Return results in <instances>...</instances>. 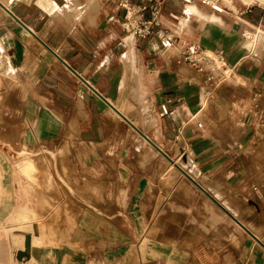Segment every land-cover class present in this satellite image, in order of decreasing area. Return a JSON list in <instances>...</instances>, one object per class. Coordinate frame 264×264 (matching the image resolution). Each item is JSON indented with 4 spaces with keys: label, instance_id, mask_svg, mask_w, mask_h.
Segmentation results:
<instances>
[{
    "label": "crops",
    "instance_id": "obj_1",
    "mask_svg": "<svg viewBox=\"0 0 264 264\" xmlns=\"http://www.w3.org/2000/svg\"><path fill=\"white\" fill-rule=\"evenodd\" d=\"M231 1L238 14H217L197 0H166L159 17L161 26L155 29L164 33V43L168 44L164 47L156 34L142 39L127 36L121 28L122 13L107 0H102L98 8L97 0H0V141L10 145L8 150L7 145L0 144V155H14L20 152L14 150L20 146L62 144L72 137L89 153L98 147L114 146L116 160L121 162L128 140L134 141V153L144 149L148 142L124 134V121L118 112L136 128L149 122L154 144L166 145L181 139L188 153L187 162L190 161L196 176L183 171L217 202L220 200L233 217L240 218L235 212L243 215L249 208L237 206L240 201L228 199L216 183L223 176L228 188L234 187L238 177L244 181L257 178L258 184H264V157L258 159L257 153L252 169L243 167L236 173L229 170L233 165L229 154L234 139L244 158L251 151L247 120H238L235 129L233 114L228 128L216 130L213 126L219 115L210 111L204 119L206 123H199L200 129L194 127L190 121L203 110L202 91L210 96L206 85H201L204 75L176 61L181 54L177 47L180 41L196 44L223 56L233 68L230 79L243 94L264 90V38L262 41L260 35L250 50L242 37L246 25L257 26L263 13L256 7L245 12L241 0ZM164 105L168 113L162 116ZM259 123H255L256 137L261 136L263 127ZM139 143L143 146L137 149ZM158 155L155 148H149L143 168L148 169ZM0 161V185L4 189L0 195V224L4 226L17 199L12 194L15 184L9 163L2 158ZM120 164L130 172L127 162ZM159 170V180L168 183L170 168L161 162ZM107 185L113 187L109 203L125 206L132 219L137 243L113 238L111 231L104 241L92 242L84 215L78 233L67 242L28 246L29 260L19 262L14 258L15 252H24V248L14 250L1 242L0 264H186L185 255L178 250L182 232L188 229L190 235L203 236L211 233L214 214L208 211L210 216L205 215L199 208L197 191L184 181L175 190L183 191L187 203L171 200L162 205L153 225L148 204L156 197L149 176L141 173L131 183L121 176ZM238 198L242 199L240 194ZM242 217L239 221L245 223ZM261 221L264 227V218ZM166 225L176 228L175 235L173 229L169 231L175 237L170 241L174 249L163 241V232L168 231ZM156 235L162 240H155ZM118 244L127 248L107 252ZM91 247L96 256L104 250L101 259L90 258L87 248ZM253 252L245 264H264L261 252ZM243 260L226 257L224 264H244Z\"/></svg>",
    "mask_w": 264,
    "mask_h": 264
},
{
    "label": "rangeland",
    "instance_id": "obj_2",
    "mask_svg": "<svg viewBox=\"0 0 264 264\" xmlns=\"http://www.w3.org/2000/svg\"><path fill=\"white\" fill-rule=\"evenodd\" d=\"M101 1L97 0V8ZM249 33L255 34V31H249ZM245 41L248 46L250 40ZM256 54L261 56L258 52ZM176 61L193 70L179 59L176 58ZM193 71L195 72V70ZM201 85H206L205 87L210 91L211 96H206L205 90L202 91L203 110L198 116L191 118V124L196 128L199 123L204 125L206 123L204 119L209 117L210 111L214 116L219 115L216 118L217 124L213 126L216 130L228 128L232 124L231 117L233 114L235 115L233 122L235 129L239 126V121L246 118V125L251 135L249 143L251 154L248 153L247 157L244 158L243 154L237 151L238 146L234 139L233 151L229 154L233 165L229 170L236 173L243 167L252 169L256 162L257 153L260 154L258 159L264 157V90L248 92L247 95L243 94L235 87L233 79H228L219 86L212 88L213 86L210 87L211 85L206 83L205 77H202ZM255 94L257 96L254 99ZM205 96L208 97V100H205ZM218 103L220 105L216 106ZM123 119L125 120L123 122L124 134L128 133V135L135 136L140 141L143 135L149 138V140L146 139L148 142L146 147L141 151H135V153L134 141L128 140L129 142L124 144L121 162H127L130 172L126 171L121 166V162L116 160L114 154L116 148L114 146L112 148L110 146L107 148L105 146L98 147L93 149V153H89L78 140L72 137L66 140V143L37 144L31 147L20 146L19 149H14L20 151L14 155H0V159H5L9 163L8 170L12 173L15 184L11 188L12 194L17 199L10 219L4 226L0 224V243L2 242L3 246H11L14 250L25 249L24 252H15V259H17V255L22 256V260L27 259L26 256H29L28 245L37 247L57 246L67 242L73 238V234L78 233V228L84 221V215H86L88 225H90L92 242L104 241L106 233L111 231L113 238L123 237L125 240L128 239L130 244L137 243V236L133 231V221L128 217L125 206L121 208L115 203H109L113 195V187L107 184H112L113 180L115 182L121 176L131 183L141 173L149 176L156 197L153 203L148 204L149 220L152 225L155 223L159 208L162 205L164 206L171 200L181 204L187 203L183 191L175 190L180 181H184L197 191V195L200 197L199 208L205 212V215L208 216L209 211L211 215L214 214L213 216H215L211 233L203 236L202 234L190 235L188 229L182 232L181 237L183 239L180 241L178 250L185 255L186 264H224L226 257L237 260L244 259L243 263L245 264L252 257L253 251L261 252L264 257V227L261 221L264 218V184H258L257 178L244 181L238 177L234 187L228 188L223 183V176L220 177V181L216 184L220 185L225 196L230 200L240 201L237 206L249 208L243 215L242 212L236 211L235 213L240 218H233L229 212L220 206L219 201L217 202L207 191L201 189L195 181L184 176V173L178 168V165L184 167L185 170L189 168L182 162L186 160L188 153L184 150L181 139L172 140L166 145L163 142L154 144L151 139L153 131L148 128L144 129L146 131L144 132L143 128H134L132 122ZM256 121H259V125L263 126L260 129V137L255 136ZM220 141L223 142L224 140L220 139ZM0 144L7 145L9 150V144H5L3 141H0ZM141 144L139 143L136 148L143 146ZM152 147L158 148L156 149L159 151L158 158L151 162L152 165L148 169H144L143 160L147 156L148 149ZM161 162L170 168V175L167 176L169 178L168 183L159 180V172L163 170V168L159 170ZM2 174V170H0V182ZM163 178L166 176L163 175ZM262 181L264 182V180ZM3 193L4 189L0 185V195ZM239 194L242 199L238 198ZM223 200L226 201V199ZM241 216H243L242 221L245 223L240 222ZM165 223L169 222L165 220ZM166 228L168 231L160 230V234L162 235L163 232V241L172 246L170 241L175 239L173 232L175 235L176 228L167 225ZM143 229L144 227L141 228V230ZM170 230L173 231L172 236L169 235ZM98 231L101 235L98 234ZM154 239L162 240L158 235ZM85 244L84 246H89L87 243ZM75 246L82 245L75 244ZM126 248L127 246L118 244V247L111 246L108 248L107 252L112 253L115 250ZM133 248L136 247L133 246ZM172 248L175 247L172 246ZM87 250L90 251L87 253L89 252L91 259L100 258L105 253L104 250H101L96 256V254L93 255L95 251L92 247L87 248Z\"/></svg>",
    "mask_w": 264,
    "mask_h": 264
},
{
    "label": "built area",
    "instance_id": "obj_3",
    "mask_svg": "<svg viewBox=\"0 0 264 264\" xmlns=\"http://www.w3.org/2000/svg\"><path fill=\"white\" fill-rule=\"evenodd\" d=\"M166 0H109V3L115 8L117 12L122 13L121 28L127 34L133 35L135 38H148L153 37L155 34L158 39L163 40L164 33L161 30H157L160 24L161 7ZM201 5L209 8L211 11L218 14H238L237 10H231L226 7V3L231 0H197ZM244 5V11L256 7L259 8L263 17L261 22L257 26H253V29L258 31H264V0H253L249 4ZM249 25H246L244 30L248 29ZM244 30L242 37L245 39ZM182 45L181 54L177 58L184 64L189 65L193 70L198 73L204 74L205 81L213 87L219 86L225 80L228 79L227 71L233 73V68L229 67L220 53L211 52V54L199 45L190 44L188 42H179ZM222 63V64H221ZM211 96L210 91H207ZM254 95V99L256 98ZM168 113L166 106H161V115ZM170 113V112H169ZM200 128V125H198Z\"/></svg>",
    "mask_w": 264,
    "mask_h": 264
},
{
    "label": "bare ground",
    "instance_id": "obj_4",
    "mask_svg": "<svg viewBox=\"0 0 264 264\" xmlns=\"http://www.w3.org/2000/svg\"><path fill=\"white\" fill-rule=\"evenodd\" d=\"M108 1L109 0H107V3H108ZM243 3H245V4H249L251 1H253V0H241ZM226 7L227 8H229V9H231V10H234L233 9V7H232V2H230V1H228L227 3H226ZM218 14V13H217ZM249 31H255L254 29H253V27H248V29L244 32V36L246 37L244 40H250V43H248L249 45V49L251 50V47H252V45L256 42V40H258L259 39V37H260V35H262V37H261V40L263 41V38H264V31H258V33H256V31H255V34H251V33H249ZM127 36H131L132 38H134L135 39V37L133 36V35H131V34H128ZM164 42H166V39L165 38H163V46L164 47H167L168 46V44H165ZM172 44V43H171ZM173 45V44H172ZM178 48H179V50H180V52H181V49H182V45H180V46H177ZM209 52V51H208ZM210 54H211V52H209ZM222 64V63H221ZM202 74V73H201ZM204 75V74H203ZM227 76H228V79H230V77L232 76L231 75V72L228 70L227 71ZM227 79V80H228ZM226 81V80H225ZM117 113V115L125 122V120L120 116V114L118 113V112H116ZM149 122H144V123H142V128L143 129H148V127H149V124H148ZM133 125V124H132ZM198 125H200V124H198ZM198 125H197V128H199L198 127ZM134 126V125H133ZM134 128H136L135 126H134ZM200 128H201V125H200ZM199 128V129H200ZM137 134L139 135V136H141L138 132H137ZM144 140H149L146 136H141ZM141 145H143V144H141ZM154 148V147H153ZM156 149H158L157 147H156ZM157 152L159 153V151L157 150ZM63 156V155H62ZM65 156V155H64ZM184 164H186V166H189V162L190 161H188L187 162V158H186V160L185 161H182ZM179 167V169L181 170V172H183L184 174V176H187V177H189L191 180H193L192 178H191V176H189L187 173H185L183 170H185V168L184 167H182L181 165H178ZM190 167V166H189ZM183 169V170H182ZM68 170V169H67ZM188 171H189V173H190V175H192L193 174V176L195 175V170H194V168H193V166H191L190 168H188L187 169ZM196 176V175H195ZM194 181V180H193ZM198 185V184H197ZM199 186V185H198ZM200 187V186H199ZM202 189V188H201ZM216 195H218L217 193H215ZM220 201V200H219ZM220 205V204H219ZM221 206V205H220ZM222 207V206H221ZM223 208V207H222ZM224 209V208H223ZM228 209V208H227ZM230 209V208H229ZM225 210V209H224ZM226 211V210H225ZM230 214V213H229ZM233 217V216H232ZM43 218V217H42ZM234 218V217H233ZM17 260V259H16ZM24 260V259H23ZM26 260H29V259H26ZM18 261V260H17ZM22 261V260H21ZM21 261H19V262H21Z\"/></svg>",
    "mask_w": 264,
    "mask_h": 264
},
{
    "label": "water",
    "instance_id": "obj_5",
    "mask_svg": "<svg viewBox=\"0 0 264 264\" xmlns=\"http://www.w3.org/2000/svg\"><path fill=\"white\" fill-rule=\"evenodd\" d=\"M28 246H29V245H28ZM21 257H22V256H18V255H17V260H18V261H21V260H22ZM26 258L29 259V256L27 255Z\"/></svg>",
    "mask_w": 264,
    "mask_h": 264
}]
</instances>
